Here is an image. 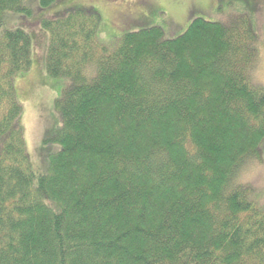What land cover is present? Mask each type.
I'll use <instances>...</instances> for the list:
<instances>
[{
  "label": "trees",
  "instance_id": "1",
  "mask_svg": "<svg viewBox=\"0 0 264 264\" xmlns=\"http://www.w3.org/2000/svg\"><path fill=\"white\" fill-rule=\"evenodd\" d=\"M23 1L0 0V29L5 12L31 15ZM100 22L75 9L39 23L46 75L70 81L54 101L59 150L43 173L13 85L31 39L0 35V264H264V211L232 181L261 162L264 140L248 18H196L169 40L151 27L113 50L97 41Z\"/></svg>",
  "mask_w": 264,
  "mask_h": 264
},
{
  "label": "rangeland",
  "instance_id": "2",
  "mask_svg": "<svg viewBox=\"0 0 264 264\" xmlns=\"http://www.w3.org/2000/svg\"><path fill=\"white\" fill-rule=\"evenodd\" d=\"M23 6L30 16L5 12L0 35L6 30L19 28L31 39V65L28 71L13 77L16 99L22 112L17 119L24 135L28 158L39 173L46 172L49 156L59 150L51 142L60 122L54 112V101L69 85L68 79H52L45 73V55L48 35L40 28L42 20L66 16L70 11L82 9L98 13L100 26L97 41L109 50L124 34L160 27L163 39L169 40L183 34L196 18L209 22L226 23L236 16L245 15L255 33L249 44L255 53L246 74L250 85L264 90V0H56L47 9H40L38 0H24ZM261 162H250L235 173V185L250 189L249 198L264 211V140L260 144ZM45 203L54 212L59 208Z\"/></svg>",
  "mask_w": 264,
  "mask_h": 264
}]
</instances>
